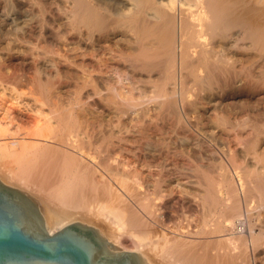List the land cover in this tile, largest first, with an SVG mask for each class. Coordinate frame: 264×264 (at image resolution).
<instances>
[{"label":"bare ground","instance_id":"1","mask_svg":"<svg viewBox=\"0 0 264 264\" xmlns=\"http://www.w3.org/2000/svg\"><path fill=\"white\" fill-rule=\"evenodd\" d=\"M179 115L225 147L234 175L222 162L213 178L204 164L192 201L201 215L191 208L167 224V203L153 196L158 173L147 170L151 194L135 168L144 158L168 165L169 146L199 147L198 136L170 130ZM154 119L169 131L151 126L158 141L132 170L126 153L139 156V125ZM0 180L33 198L51 232L95 225L109 252L125 248V235L142 264H238L244 226L237 237L221 231L248 205L240 195L264 209V0H0Z\"/></svg>","mask_w":264,"mask_h":264},{"label":"rangeland","instance_id":"2","mask_svg":"<svg viewBox=\"0 0 264 264\" xmlns=\"http://www.w3.org/2000/svg\"><path fill=\"white\" fill-rule=\"evenodd\" d=\"M180 116V115H179ZM183 117V119H182V117ZM180 117H181V120H179V121H175L176 122V124H174L173 125V123H175L174 121H171V122H168V124L169 123H171L169 126H170V130H172L171 128H173V126H174V131H176V132H174L175 134H179V133H181L182 131H184L185 132V130H186V132L187 133H184V134H179V135H184L185 137H189V134H190V136L192 135V136H198V139H199V147L198 148H193L192 149V147H188V146H186V145H177L176 147H174V146H169V148H168V150H171L170 152H172V155H173V157H175L176 158V161L175 162H173L174 160H175V158L173 159V157H172V155L171 154H169V156H164V158L166 159L167 157H168V159H170L169 157H172L171 158V160H168L167 159V164L168 165H166V163L165 162H163V164H165V165H163L162 164V162L160 163L159 162V164L157 163L158 161L156 160L155 161V159H150V158H148V159H146L147 160V164L144 162V161H146V160H144L145 158L144 157H147L146 155H145V153L141 150L142 148H143V146L145 145V146H147V143L148 144H150V145H152L153 146V144L155 145V142L157 143V141H158V139H157V137L156 138H154V135H153V129H150L151 128V126H158L159 124H160V126H158V128H156L158 131L160 130V131H162V132H160V133H162V134H164V133H167V132H163L164 130L163 129H165L166 130V128L168 127V125L165 123V122H161L160 120L158 121L157 119H154L155 121H156V123L154 122V124H153V122H151V123H149V121H147V122H144L143 123V125H139V129L141 130V134H142V138H141V140L139 141H136V146L137 147H135L136 149H135V151L137 152L138 151V153H139V156H140V158H138L137 159V157H139L138 155H136V154H138V153H136L135 152V155H136V157L135 156H130V155H128L127 153H126V155L127 156H129L128 158L131 160V162H132V166H133V168H132V166H129V165H127V166H129V168L130 169H132V170H134V168H135V165L138 163V160L139 159H141L143 156L142 155H140L141 154V151L144 153H142L143 155H144V159H143V162H141V161H139V163L141 162V163H145L146 164V167H147V165L149 166V167H145L146 168V170H145V168H143V166H142V164L140 163V164H138L136 167H138V168H135V169H139V172H137V174H138V177H139V179H140V176L142 175V177H141V181H143V179H144V182H142V184H143V188L145 187V186H148V189L149 188H151L152 187V189H153V187H155V184H153L154 186H152V185H150L151 183H153V179L152 178H155V176H153V175H156L155 173H158V176H156V178H155V182H156V188H154L153 190H154V193L152 192L153 190L152 189H149L150 190V192L148 191V189L146 190V188H144L147 192H149V193H153V196H155L156 197V195H158L157 194V192L158 193H160V195H158V197H157V199H155V200H157V202L158 203H160V202H162L161 200L163 199V202L161 203V205L162 204H166V205H162V207H163V209L161 208V210H160V212H161V214L163 215V219H164V221H165V223H172V221H173V219L175 220V221H173V223L174 222H176V219H177V217H178V215L180 216V218L181 219H183V214L182 213H184L185 211H186V213H184V214H189V213H195L194 211L197 209H195L194 207V205L192 204V201H195V202H199V200H201V195H202V193L200 194V192L202 191V189L204 188V184H203V181H204V177H202L201 179H198V180H195L194 181V179L196 178L197 179V177L198 176H196L195 177V172L196 173H198V175H199V177H201L202 175L204 176L205 174H207V175H209L210 174V172L212 173L213 172V170L214 169H216V171L214 170V172H213V174H211V175H209V176H211V177H215L216 179L218 178L217 177V175H218V172H219V170H220V168H224V166L227 164L228 165V163H229V166L227 167V168H231L230 170L231 171H229V170H226L227 171V173H228V175L230 176L231 174H233L234 173V170H232V169H234V165H233V163L234 162H232V161H227L226 159H228V157L226 158V156H222V152H224L222 149H225V147L223 146V148L222 147H220V146H218V144H217V146H216V144L214 145V143L215 142H212L213 140H209V139H207V138H205L199 131V133L197 132V130H194V128H193V126H192V124L190 125V123L187 121V119L186 118H184V116L183 115H181ZM179 117V118H180ZM173 120V119H172ZM176 120V119H175ZM161 122V123H160ZM173 122V123H172ZM179 122V123H178ZM146 123H147V125H146ZM149 123V124H148ZM164 123V124H163ZM181 123V124H180ZM189 123V124H188ZM127 124H129L130 125V122H128ZM156 124H158V125H156ZM163 124V125H162ZM179 124V125H178ZM185 124H188L190 127H188V125H186L187 127H188V129H187V127L185 126ZM133 124H131L130 126H132ZM149 125V126H148ZM165 125H167V127L165 126ZM171 125H172V127H171ZM176 125L178 126V127H176ZM129 126V128H132V127H130ZM145 126V128L143 129V127ZM163 126H165V128H162ZM149 127V128H148ZM177 129H176V128ZM180 127V129H182L181 131H179L180 129H178ZM186 127V128H185ZM184 128V129H183ZM168 129V128H167ZM131 130V129H130ZM166 131H169V129L168 130H166ZM178 131H179V133H178ZM189 131V132H188ZM150 134V135H149ZM194 134H196V135H194ZM147 135V136H146ZM153 135V137H151ZM178 136V135H177ZM154 138V139H153ZM143 139H146V140H143ZM153 139V140H152ZM135 140H137V139H135ZM156 140V141H155ZM141 141H142V144L143 145H141ZM211 141V142H210ZM135 143V142H134ZM138 143H140V145L138 144ZM180 146V147H179ZM123 147V146H122ZM124 147H126V146H124ZM173 147V148H172ZM202 147V148H201ZM220 148H221V151H220ZM125 149V148H124ZM173 149V150H172ZM178 152V150H179V152H181L182 153V155H181V153L179 154V155H181V157H182V159H180L181 157L177 154V153H175L176 151ZM197 149V150H196ZM207 150V152L208 151H210V152H206V151H204V150ZM198 150H203L205 153H202L201 151H199L198 152ZM175 151V152H174ZM197 151V152H196ZM125 152V151H124ZM169 152V151H168ZM221 152V153H220ZM173 153H175V154H173ZM211 153V154H210ZM178 156H177V155ZM210 155V157L212 156V157H215V158H217V160H215V158H214V160H213V158H212V160L215 162V161H217L216 163H214L213 161V164H212V162H211V158L209 157V155ZM125 155V153H124V155H123V157H124V159L126 160V156ZM224 155V154H223ZM177 156V157H176ZM132 157H133V160H132ZM220 157H221V159H220ZM127 158V161L126 162H129L128 159ZM137 159V160H135V159ZM222 158H223V161H221L222 160ZM178 159H179V161H178ZM183 159H184V161H183ZM230 159V158H229ZM134 160L135 161H137V162H134ZM151 160H154L155 161V163H157L156 165H154L153 164V162L152 163H150L151 162ZM211 162L210 164L208 163L209 161ZM220 160V162L218 163V161ZM183 161V162H182ZM208 161V162H207ZM227 161V162H226ZM150 163V165H149V163ZM207 162V163H206ZM224 163V165H223V167H219L220 166V164L221 163ZM232 162V163H231ZM133 163H136V164H133ZM231 163V164H230ZM128 164V163H127ZM129 164H130V162H129ZM206 164H208V165H206L207 167L209 166H211V168L214 166V169L212 170L211 168H209V169H211V171L208 169V168H206V166L205 165ZM218 165L217 166V168H215V165ZM153 165H154V168H152L153 167ZM159 165H160V167H159ZM165 167H163V166ZM204 165V166H203ZM230 165H232V167L230 166ZM142 167L141 168V170H140V167ZM151 166V167H150ZM202 166H203V168H202ZM157 167H159V168H157ZM218 167H219V170H218ZM226 167V166H225ZM162 168V169H161ZM190 168H192V169H190ZM201 168H202V172L200 171L201 170ZM204 168H206L207 170H209L210 172H209V174L207 173L208 171L206 170V169H204ZM150 169H153L154 171H149ZM155 169H157V171H155ZM160 169V170H159ZM225 169V168H224ZM145 170V171H144ZM147 170L149 171V172H151V173H153V175L152 174H148L147 173ZM192 170H193V172H192ZM205 170H206V173H205ZM143 172L142 174H140L141 172ZM159 171H160V173H159ZM165 172V173H163V172ZM135 172V173H136ZM150 176V177H148L147 176V174ZM167 172V173H166ZM201 172V173H200ZM204 172V173H203ZM133 173H134V171H133ZM146 174L145 176H143V174ZM140 174V175H139ZM202 174V175H201ZM152 175V176H151ZM166 175V176H165ZM171 175V176H170ZM234 175V174H233ZM146 176H147V178H148V180L149 181H151V182H149L147 179H146ZM166 178H165V177ZM169 176V177H168ZM145 177V178H144ZM152 177V178H151ZM159 177H160V179H159ZM198 177V178H199ZM152 179V180H150V179ZM162 178V179H161ZM230 178H231V176H230ZM145 179L147 180L146 181V184H147V182H148V184L149 185H145ZM166 180L165 181V183H168V184H166V185H164L165 183H164V180ZM167 179H169L168 180V182H167ZM233 179V178H232ZM231 179V180H232ZM234 179H236L235 177H234ZM233 179V180H234ZM162 180H163V182H162ZM200 180V181H199ZM159 181V182H158ZM180 181H182V182H180ZM185 181V182H184ZM192 181V182H191ZM193 181L195 182L194 183V186H191L190 185V183H193ZM162 182V183H161ZM179 182H180V184H179ZM187 182V183H186ZM162 185H161V184ZM174 184V186H173V184ZM184 183V184H183ZM198 183H200V184H198ZM234 183L236 184V185H238V182H237V179L234 181ZM190 185V186H188V185ZM198 184V186H200L201 187V189L200 188H198V186L196 187V185ZM203 184V185H202ZM172 185V187H170ZM180 185V186H179ZM193 185V184H192ZM150 186V187H149ZM159 186H160V188H159ZM185 186V187H184ZM202 186H203V188H202ZM170 188L171 190H170V193H167L166 195H165V193H163L162 194V192H165L166 191V189L165 188ZM176 187V188H175ZM195 188H197V189H195ZM238 188V187H237ZM162 189H164V191H161ZM198 189H200V191H199V195H198V191H196L197 192V195L195 194L196 192H195V190H198ZM168 190V189H167ZM179 190H180V192H179ZM184 190V195L186 194V193H188V194H186L188 197H185L184 195V197H185V199L183 198L181 201L180 200H177V198L178 197H176L177 195H179V194H182L183 191ZM178 191V192H177ZM156 192V193H155ZM166 192H168V191H166ZM173 192V193H172ZM186 192V193H185ZM191 192H193V194L195 195V197H196V199L198 198V196H200L201 198H198L197 200H194L195 199V197H194V199H193V197H192V199L190 198L191 196H194L193 194L191 195ZM238 195H240V194H242V193H240V190L238 189ZM155 194V195H154ZM162 194V195H161ZM175 194V195H174ZM172 195V196H171ZM174 195V196H173ZM191 195V196H190ZM237 195V197H239ZM243 195V194H242ZM242 195H240V198H241V201H239V204H242V206L244 207L245 205H243V204H245V202H247V201H249L248 202V205L246 206V207H244V210H243V207L242 206H240L241 207V209L243 210V212L241 213V215H245V218L242 216L241 217V215L238 217V218H235L234 219V221H233V224L230 226V228L228 229L227 228V226L226 227H224L223 228V230L224 231H221L223 234H226V232L229 234L230 233V235L232 236H234V233H235V237H237L238 235H236L237 233L239 234L240 232V238H242V239H239V241L237 242V244L234 242L233 243V247H236L234 250V252L236 253H241L242 252V254L243 255H240L239 254V256H238V254L236 253V258L235 259H237L238 261H236V262H238V264L240 263V264H245L246 262H248L249 264H262V261L264 260V239H263V235L262 234H264V219H261V218H264L263 216L264 215H262V214H264V209H263V207H260L261 208V210L259 209V212H258V207H257V205H256V203L253 201L252 202V199L251 198H247V197H245L244 195H243V197H241ZM160 196H162L163 198H161ZM190 196V197H189ZM154 197V198H155ZM176 197V198H175ZM245 197V198H244ZM191 200H190V199ZM164 199L166 200V201H164ZM179 199V198H178ZM243 199H244V201H243ZM188 200V201H187ZM238 200H239V198H238ZM160 201V202H159ZM167 201H169V202H167ZM190 202H191V204H190ZM242 202V203H241ZM252 202V204H250ZM247 204V203H246ZM168 205V206H167ZM165 206H167V208L165 207ZM254 206V207H253ZM253 207V209H251ZM255 207H257V208H255ZM44 208V207H43ZM165 208V209H164ZM192 208V210H194L193 212H191L190 211V209ZM246 208V209H245ZM199 209V208H198ZM249 209H250V211L252 212V214H255L256 213V211L258 212L257 213V215L255 214V215H252V214H250V215H248L249 214ZM255 209V210H254ZM248 210V212H247V214H245V212ZM263 210V211H262ZM179 211L181 212L180 214H179ZM255 211V212H254ZM42 212V211H41ZM165 212V213H164ZM199 212H201L202 213V211H201V209L198 211V210H196V215L197 214H199ZM178 214V215H177ZM177 215V216H176ZM199 215H201V214H199ZM199 215H197V216H199ZM247 215V216H246ZM262 215V216H261ZM251 217V216H253V217H251V219L249 220V217ZM261 216V217H260ZM247 217H248V219H247ZM257 217H259V219L257 218ZM179 217H178V220L180 219ZM240 218H242V219H240ZM253 218V219H252ZM257 219H258V221H257ZM240 220V221H239ZM242 220V221H241ZM246 220H248V221H255V223L254 222H251V223H247V225L248 226H250L251 227V225H252V223H254L253 225H256L255 227L254 226H252V229H251V233H250V231H248V230H250L248 227V229L247 228H245L246 226H245V224L246 223H244ZM183 221V220H182ZM235 222V223H234ZM238 224H237V223ZM240 223H241V225H240ZM244 225H243V224ZM87 225H90V224H87ZM234 225V226H233ZM236 225V226H235ZM240 225V226H239ZM90 226H92V227H94L95 228V225H90ZM239 226V227H238ZM244 226V227H243ZM229 227V226H228ZM241 227H243V228H241ZM227 228V229H226ZM236 228L238 229L237 231H236ZM243 229V232H242V230L241 229ZM254 228V229H253ZM57 229V228H56ZM239 229L241 230L240 232H239ZM105 230V229H104ZM225 230H227V231H225ZM235 232H234V231ZM247 230V231H246ZM257 231V233L259 232L262 236L261 237H258V236H260V234H257L255 231ZM232 232H233V234H232ZM245 232V233H244ZM261 232H263V233H261ZM245 234V235H243V234ZM250 233V234H249ZM252 233H253V237H252ZM100 234V233H99ZM251 236V237H249V235ZM101 235V234H100ZM242 235H243V237H242ZM257 235V237H258V239L256 240L257 242L259 241V239L260 238H262V240H260L258 243H254V246L255 245H257V246H259L257 249H255L256 248V246L255 247H253L252 246V242L254 241V239L255 238H257V237H255ZM102 237H105V235H101ZM123 237L121 238V240H122V242L124 243L123 245H125V248H123L124 246H122V250L124 249H126V247L128 248H130V247H132L133 246V243H132V240L130 239V238H124V236L125 235H122ZM227 236V235H226ZM231 236H227V237H231ZM245 236V237H244ZM255 237V238H254ZM250 238V239H249ZM107 239V238H106ZM251 241V242H250ZM261 241L263 242V243H261ZM242 242V243H241ZM247 243V244H245V246H244V244L243 243ZM241 244H243L242 246H240L239 248H237L239 245H241ZM259 244H261L262 245V248H260V245ZM122 245V244H121ZM249 245V246H248ZM246 247V248H245ZM121 248V247H120ZM242 248V249H241ZM249 248V249H248ZM250 249H252V250H250ZM250 250V251H249ZM247 251V252H246ZM245 254L247 255L246 256V258H245ZM249 255V256H248ZM237 257H239V258H237ZM245 259V260H244ZM247 260H249V261H247ZM242 262V263H241ZM245 262V263H244ZM264 262V261H263ZM247 264V263H246ZM264 264V263H263Z\"/></svg>","mask_w":264,"mask_h":264},{"label":"water","instance_id":"3","mask_svg":"<svg viewBox=\"0 0 264 264\" xmlns=\"http://www.w3.org/2000/svg\"><path fill=\"white\" fill-rule=\"evenodd\" d=\"M99 235L80 221L49 231L33 198L0 180V264H142Z\"/></svg>","mask_w":264,"mask_h":264}]
</instances>
